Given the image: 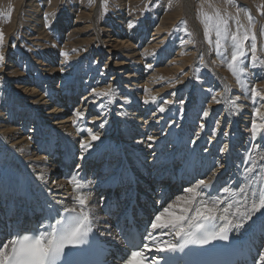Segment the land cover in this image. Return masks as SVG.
Instances as JSON below:
<instances>
[{"label":"bare ground","instance_id":"bare-ground-1","mask_svg":"<svg viewBox=\"0 0 264 264\" xmlns=\"http://www.w3.org/2000/svg\"><path fill=\"white\" fill-rule=\"evenodd\" d=\"M60 1L0 0V33L3 34V43L0 45V51L4 53L11 49V53L9 52V54L4 56L5 60L0 61V169L10 173V175H2L8 179L5 182L1 181L0 192L4 197L8 198L7 202L9 203L13 199V204L15 205L21 201L19 199V190L17 192L15 190L17 180L18 178L22 179V181L28 179L31 182L27 188L30 195L34 197L43 195L42 202L51 204L57 209H80L78 204L75 203L76 197L86 195L88 197L86 207L93 215L92 217L95 221H99L101 219L98 218L95 212L100 204L103 205L105 200L110 198L106 192L96 190L95 185L89 178L97 177L99 179L100 174L102 178L110 174L108 182L119 174L118 178H120L121 187L124 188L123 178H125V172L128 170L126 168L134 166V171L140 173L139 177L143 181L149 179L151 175L148 174L146 176L144 171L147 173L150 167L155 166L158 156L162 155L160 152L150 150L152 145H160L162 139H168L171 133L179 134L181 132L184 135H193L194 139L198 141L205 133L209 135V137H206L209 139L212 135L214 140L222 143V147H224L223 145L227 146L234 134L241 135V138H243L242 143L244 144L234 146L241 148L237 156L242 158L243 155V160L238 163L245 192L240 193V188L232 185H227V188L230 189L227 193L222 190L219 192L212 191L210 186L199 190L200 195L196 197V200L191 204L187 203L186 208H190L187 213L189 220L184 221L180 227L187 229L190 227V222L194 224L196 221L191 220V217L194 215L195 208L200 207L201 201H210L212 198H218L214 215L215 219L220 223V227L225 223L222 217L227 216L229 220L234 221L237 219L239 212L249 209L252 203L257 201L259 194L264 191V159H262L264 158V135L257 133L255 139H253L251 133V123L254 118L257 124L264 126V100L257 98L254 101L251 94V88L255 87L260 92V95L264 96V65L255 75L251 71L246 72L245 76L241 77L240 75V79L244 84V86H241L237 83L236 77L232 73L229 74L230 76L224 73V58L222 56L215 57L213 53L211 54L206 43L203 45L198 43L193 49H188L187 54L184 56H187L193 63V59L199 53L198 55L201 57L205 56L208 62L209 60H214L218 66L214 67L213 64H207L205 68L207 74L203 81L200 82H196L194 79V77L199 75H196V72L192 74L195 69L188 68L187 72L186 69L177 77V81L172 83V85L174 84L173 90L169 95V99L166 100L165 97H168V89L171 86L167 84L168 81L159 82L163 79V76L160 78L159 74H157V68L161 66L159 63L166 57L167 51L163 50V53L159 52L155 55L148 50V44L144 45L139 40L141 37L144 38L146 36L145 31L153 21L146 22L145 26L141 28L138 26V22L141 21L140 17H137L138 15L130 14V11L117 10L114 17H112H117V19L113 20L111 18L112 23L108 25L116 26L113 32L111 31L116 38L112 42L114 44L113 47L116 48L117 46L120 49H125L126 52H124L125 54L118 52L116 61L114 60L115 63L110 65L108 60L100 71V75H96L94 72L98 68L96 69V63L92 65L89 62L92 50H87L89 48L87 45L92 42L91 40H95L96 43H100L101 50L110 41L102 38L101 31L107 37L111 34L109 33L110 30H99L96 25L97 21L95 19L101 10L99 2L96 0V5H94L95 3L92 4L93 7L91 9H87L88 7L84 9L83 4L86 0H78L79 2L76 6L75 0H66L63 5H61ZM99 1L101 2V0ZM116 1L119 2V0ZM221 2L224 3L223 0ZM238 2L242 3L239 0L236 3ZM200 3L205 6L206 13L209 12L208 16L213 18L208 21L207 16L205 21L206 23L213 22L208 28L209 33L214 35L213 44L216 46L217 36L214 24L216 23L217 12L220 13L222 18L231 21L227 24L229 36L234 32L232 19L228 15L230 9H227L228 6H224L222 9V4L216 0H201ZM116 5L119 6L118 3ZM55 7V10H59L56 13L53 12ZM64 7H70L69 14L71 10L75 11V13L73 12L72 23L68 22L69 18H66L68 13L64 12ZM85 13H87L86 20L83 19ZM124 15L128 17L125 18ZM262 17L264 18V13ZM84 21L85 23L79 25ZM130 23L133 25L132 27H129ZM262 23L264 26V21ZM46 24L49 27H46ZM243 25L245 26L246 23L244 24L243 22ZM123 27L125 28L124 31ZM194 28L197 32L196 25H194ZM20 29L23 32V36H15V31ZM118 29H122V32L119 33ZM163 29L164 26L162 24L152 28V42L162 44L165 41V37H163V34L161 35ZM220 29L225 31L223 25L220 26ZM235 29L237 30V28ZM241 29L243 28L241 27ZM89 30L92 38L90 39L89 36L86 39L88 43L84 49H81L80 45H77L74 49H68L69 45L66 41L72 39L74 44L83 42L80 36ZM126 31L129 32L125 33ZM224 31L220 39L222 49L225 48L224 50L226 51H224V55H226L233 48L230 46V37L227 42L224 40ZM238 36H241V34ZM262 39L264 41V34H262ZM157 40L161 41L157 42ZM8 42H11L9 50L6 49ZM71 50L74 51L73 54L68 53ZM62 53L67 55H62ZM33 54L35 55L33 60H31L30 56H33ZM105 54L109 55L110 52L108 51ZM261 54L264 58V49H262ZM56 56H58L60 63L54 68L53 65H57ZM86 56L85 61L84 57ZM28 57L32 61L31 64L28 63ZM168 65L178 66V68L185 66L181 61H171ZM173 68L176 69V67ZM24 69L26 70L24 71ZM41 70L47 74L41 73ZM108 71L112 75L109 80L110 83L101 85L105 83L102 82V79ZM138 77L142 78L146 83L143 81L142 86L138 83L131 90L130 86L134 84H131L132 80L135 81ZM113 82L114 84H112ZM121 83H126V86L123 88V94L121 93L120 95L117 93L116 88L112 86L121 85ZM57 85L60 86V92H58ZM150 85H153L155 89L160 85H163V87L156 91L153 88V91H150L148 88ZM109 87L114 89L115 98H98L93 95L94 89L100 92L107 90ZM202 87V92H200L198 89ZM186 91L188 92L184 95ZM247 94L250 96L247 97ZM161 96H164V98H161ZM213 96L216 97L219 103L213 100ZM125 98H127V103H125ZM181 98L184 101L183 104L180 103ZM145 101L148 102L145 103ZM167 101H171V103H166ZM101 104L104 105L103 108H101ZM70 105H74V107L69 115L60 118L67 112ZM41 107L43 108L42 110H40ZM161 107L164 108L163 112L159 111ZM206 109L209 111L207 118L203 116V112ZM256 109H259V111L256 112L254 117L253 113ZM42 111H44L46 124L51 125L55 129H63L65 133L75 137L84 131L91 144L90 154L84 155V157L89 156L91 159H102L101 154L93 152H98L104 146H109L111 124L131 123L132 131H122L126 138V143L122 148L125 152H119L122 156H125L127 162L124 163L120 159H114L115 154L119 153H106L105 155L108 156L109 162L100 167L99 174L90 170L86 172L75 170L70 172L68 166L70 164V156L73 155L71 150L67 151L59 146L60 156L52 149L48 151L47 148H51L54 138L48 137L44 132L35 139L37 130H42V125H46L43 120L40 122L37 119L41 117ZM78 112L83 114L82 118L76 115ZM241 114L243 116L240 118ZM246 118L248 119L246 120ZM20 119L22 121L18 123ZM217 120L220 121L219 125L216 123ZM90 126L102 131L91 130L99 139H91L88 131ZM154 131L156 133L153 134ZM167 131L169 132L165 135L164 133ZM149 137L152 139L150 140ZM178 148V146L175 147V149ZM14 153L22 159H15ZM201 153L208 161L207 164H210L211 154ZM156 155L157 157H155ZM128 156L129 158H127ZM248 156H251L252 160L256 161L255 169L251 173L244 171L249 166L244 163L245 157ZM149 159L150 161L144 164ZM135 160L136 162L134 163ZM77 164H80V161ZM198 168L204 170V168ZM200 180L208 182L206 178L197 179L196 182L185 186L182 189V195L179 196L180 199H177V197L166 203L167 206L165 208L177 212L175 216L182 215L180 208L193 196V193H188L185 189L196 187ZM157 181L158 177L154 175L153 183ZM157 187L154 186V188ZM85 190H89V192H85ZM59 197L63 200L57 202L56 198L58 199ZM29 203L32 205V202ZM170 205L171 207H169ZM28 207V209L31 208L30 205ZM0 211L4 210L1 209ZM163 212L164 210L160 214ZM259 212L252 213L250 220H255ZM13 213L6 217L10 216L13 219V217L19 218L22 216V214ZM170 215L167 213L163 217L169 221L172 219ZM168 217L171 218L168 219ZM256 222H258L257 226L264 230V210L259 215V218L256 219ZM252 223L249 225L251 226ZM246 228L244 227L242 232ZM164 230V232L160 230L158 235L164 239L162 243L165 244V247H167L169 242L175 244L178 237L176 235L178 229H173L170 226ZM233 233L236 236L244 234L241 235L235 231ZM1 234L3 236V232ZM6 238L8 239V237ZM258 264H264L261 256Z\"/></svg>","mask_w":264,"mask_h":264},{"label":"rangeland","instance_id":"rangeland-1","mask_svg":"<svg viewBox=\"0 0 264 264\" xmlns=\"http://www.w3.org/2000/svg\"><path fill=\"white\" fill-rule=\"evenodd\" d=\"M66 0H61L60 3L61 5H63V3ZM94 3H89V0H86L85 3L83 4L84 9H91L93 6L92 4L96 5V0H94ZM123 1V2H122ZM134 0H119V2H117L116 0H107V9L106 11L102 10L99 11V15L98 17L95 19V21H97L96 25L98 26V29L100 30H105L108 29L110 30L109 33H111V31L113 32L114 27H116L115 25H108L110 23H112L111 18L114 17L115 12L117 10H124L125 11H130V14H134V15H138L137 17H140V20L138 23L139 27H144L146 22H150L153 21L152 24L148 25L145 33L146 36L141 37L139 40L141 42H143L144 45L148 44V50L157 55V53L162 52L163 50L166 53V57L163 59V61H161L159 64L161 65V69L160 67L157 68V74H159L160 78L162 77L163 79L159 82H167V84H169L171 86L169 90V94H167L168 97H165V99H169V95L171 93V91L173 90V86L172 83L177 81V77L181 75V73H183V71L186 72L188 71V68H193V70L195 69V71L192 74L196 75L198 74L199 76L194 77V79L196 80V82H200L203 81L204 77L206 76V71L205 68L207 66V64H213L214 67L218 66V64H216V62L214 60H208L205 58V56L201 57L200 55H196L195 59H193V63L192 61L189 60V58L187 56H184L185 54H187V50L188 49H193V47H196V45L198 43L200 44H205L206 46H208V49H210L211 54L213 53V55L215 57H220L221 55L217 53V49L216 46H214L213 44V40H214V35L212 33L208 32V39H205V26L206 24L208 25V27L210 26L211 23L213 22H207L205 21L206 17L208 16V13H206V9H204V5H202V3H200L201 0H138V1H134ZM217 2L222 4V9L224 8V6H228L227 9H230V12H228V15L230 17V19H232V25L234 27V32L239 36L240 38L243 37V35L245 33H247L249 35V37L251 38V36L253 34H255L256 36V40L255 43L257 44V52H256V57L257 59L255 61H253L252 59V53H251V39L248 42L244 43V52H245V58H243V65H247V67L245 68V71L243 74H240L241 77L245 76L246 72L251 71L254 75L256 73H258V71L261 69V67L264 65V58L262 57L261 51L262 49H264V41L262 39V33L264 32V26H263V21L264 18L262 17L263 13H264V0H239L242 3H236L238 0H231V2H229V0H223L224 3L221 2V0H216ZM78 0H75V6L78 5ZM97 2H99V8H101V2L98 0ZM127 2V3H126ZM89 3V4H88ZM116 3H118L119 6L116 5ZM59 4V2H58ZM72 4V3H71ZM241 4V6H240ZM91 7H89V6ZM110 5V6H109ZM123 5V6H122ZM61 8V6H59ZM239 7V8H238ZM123 8V9H122ZM247 8V9H245ZM56 7L53 9V12H58L59 10H55ZM69 8L64 7L63 10L64 12H69ZM83 9V10H84ZM203 9V10H202ZM75 11L71 10V13L68 15H66V18H69L68 22H73V16ZM87 12V11H85ZM241 14H240V13ZM248 13L249 15L252 17V22L251 25L249 23L248 20ZM231 14V15H230ZM236 14H239L236 16ZM247 16H246V15ZM234 15V16H233ZM125 18H127L128 16L124 15ZM236 17V18H235ZM245 17V18H244ZM84 20L87 19V13H85V16L83 18ZM117 19V17L112 18ZM229 19V20H230ZM231 21H228V23H230ZM246 23V25H243ZM84 22H81L79 25H81ZM102 23V24H101ZM163 25L164 29L161 32V35L163 34V37H165V41L162 44H155V42L151 41L153 39V36H151L152 34V28L158 26V25ZM241 24V25H240ZM19 25V24H18ZM194 25L197 26V32L196 30H194ZM151 26V27H150ZM214 26H216V23L214 24ZM240 26V27H239ZM232 27V28H233ZM243 33L242 34L240 31ZM241 27L243 29H241ZM237 28V30L235 29ZM124 27H123V31H124ZM122 29H118V32L121 33ZM216 30V28H215ZM221 30V29H220ZM69 31V30H68ZM223 30H221V33L223 34ZM129 32V31H128ZM127 31L125 33H128ZM239 34H238V33ZM101 33L103 34L104 32L101 31ZM15 36H23V32H21L20 30L15 31ZM101 34L102 38L105 40H110L109 43L105 44V48H102L100 50V46L98 43H96L95 40H91L92 42H90V44L87 45V40L89 38V36L91 35V31L89 30L88 32H85L83 35L80 36L81 41L83 42H77L76 44L73 43V40L70 39V41H66L67 44L69 45L68 49H74L77 45H80L81 49H84L85 46H89V48H87V50H92L90 53V60L89 62L93 65L94 63H96V69L98 68V70L96 72H94V74L96 75H100V71L104 68L105 63L108 62L109 60V64L113 65L116 61V57L118 56V52H126L125 49H120L116 46V48H114V44L112 42H114L113 40L116 39L115 36H113V34H109V37L105 36L106 34L104 33L103 35ZM72 35V34H71ZM230 37V36H229ZM9 38V37H8ZM92 38V36H90V39ZM188 38V39H186ZM190 38V39H189ZM161 40H157V42H159ZM148 42V43H147ZM153 43V44H152ZM152 44V45H151ZM11 45V42L7 43V47L6 49L9 50V46ZM180 47V48H179ZM179 48V49H178ZM198 48V47H197ZM222 49V47H221ZM225 48L222 49V51H220V53L224 54V50ZM86 50V51H87ZM109 51L110 54H105ZM233 51V50H232ZM232 51H230L228 54L224 55V73H226L228 76H230L229 74H231L232 72L229 71L228 67L226 66L227 63L226 61H230L231 60V55H232ZM9 52L11 53V49L9 51L4 52V56L9 54ZM226 52V51H225ZM69 54H73L74 51L71 50V52L68 51ZM86 53V52H85ZM163 53V52H162ZM125 54V53H124ZM178 54V55H176ZM31 55V54H30ZM35 54H33V56H30L31 60H33ZM160 57V56H159ZM57 59H55V61H57V65H53V67L55 68L56 66H58V63H60V60L58 59V56H56ZM87 58L84 57V60ZM158 58V57H157ZM178 58V59H177ZM5 60V59H4ZM88 60V59H87ZM115 60V61H114ZM165 60V61H164ZM86 61V60H85ZM111 61V62H110ZM171 61H181L182 63H184V67H179L178 66H172V65H168L169 62ZM6 62V61H5ZM32 61H30L29 57H28V63L31 64ZM168 62V63H167ZM167 65H166V64ZM70 64V63H69ZM174 64V63H172ZM196 65V66H195ZM25 67V66H24ZM82 67V66H81ZM168 67V68H167ZM173 67H176L173 68ZM226 67V68H225ZM170 68V70H169ZM178 68V69H177ZM42 69H46V68H42ZM26 69H24L25 71ZM175 70V71H174ZM23 71V72H24ZM40 71V70H39ZM67 71V69H66ZM199 71H201L199 73ZM198 72V73H197ZM41 73L43 74H47L46 72H43L41 70ZM201 73H203L202 75H200ZM165 75V76H164ZM112 75L110 74V72L108 71V73H106V76L103 77L102 83L101 85L104 84H108L110 83L109 80L111 79ZM189 77V76H188ZM230 78V77H229ZM86 79V78H85ZM88 79V78H87ZM48 80V79H47ZM173 80V81H172ZM144 80L142 78H137L135 81L132 80L133 86H130L131 90H133V88L136 87V85L139 83L142 86V83ZM57 82V81H56ZM44 83V82H43ZM58 83V82H57ZM146 83V82H145ZM59 84V83H58ZM114 84V82L112 83ZM122 85V86H121ZM121 85H117V86H112L114 88H116L117 93L121 95V93L123 94L124 92V87L126 86V83H121ZM163 87V85H160L157 89L154 88L153 85H150V87H148L150 89V91H154L161 89ZM58 88V92H60V86L57 85ZM120 89V90H119ZM203 89V87L201 89H198L200 92H202L201 90ZM133 92V91H130ZM188 91L184 92V95L187 94ZM193 93V92H192ZM191 93V95H192ZM250 96L247 94V97ZM164 98V96H161V98ZM182 100V98L180 99ZM232 102H234L233 100H231ZM74 105H70L69 108L67 109V112L64 113L60 118H63L67 115H69V113L72 111ZM43 108L41 107L40 110H42ZM41 117L37 118L40 122L43 120L44 123L46 124V119L44 117V111H42L41 113ZM243 116V114H241V116H239L240 118ZM248 118H246L247 120ZM240 120V119H238ZM22 120L20 119L18 121V123H20ZM44 125V124H43ZM42 125V130H37L36 137H40V135L42 134V132H44L48 137L50 138H54V143L53 145H51V148H47L48 151H50L51 149L54 150L57 154H59L60 156V148H64L67 151H72L73 155L70 156V164H69V170L70 172L75 171H82V172H86V171H91V172H95L98 173L100 170V167H103L104 164H108L109 159L108 156L105 155L106 153H119V152H125L122 148L124 146V144L126 143V138L123 135L122 131L125 132H130L132 131L133 127L131 123H118V124H111L110 127V144L109 146H104L100 151L98 152H93V153H97V154H101L102 159H91L88 157H84V155H88L90 154L89 151L91 149V144L90 147L87 149V151H83L80 147L81 142H85V143H89V140L87 139V135L86 133L84 134L83 132H80L76 137L75 136H70L68 135V133H65L63 131V129L57 128L55 129L54 127H52L51 125ZM240 125V124H239ZM89 130L92 131H97V132H102L96 128H94L93 126L88 128ZM36 131V129H34ZM55 130V131H53ZM88 130V131H89ZM169 131L165 132L164 134L167 135ZM88 133V132H87ZM156 133L155 131L153 132V134ZM209 137V135H207L206 133L204 134V136H202V138L200 139V141L195 140L193 135H184L181 134V132L178 133H171L170 136L168 137V139H162V143L160 145L154 146L152 145V147L150 148V150H154L155 152H160L162 153V155L158 156V160L155 163V166H152V168L150 167V170L146 173L144 171V173L146 174V176L149 174L151 175L149 179L146 180H142L139 177V172L138 171H134V166L130 167L133 171V173L137 176V180L139 181L136 189L138 190V192L142 193V195H144L146 197V199L148 200V202H152L153 206H156L155 203L158 202L157 197L161 196V194H165V192L167 190H170V200H168L166 203H169L170 201H172L173 199L179 197L182 195L183 193V188L193 182H196L197 179H203L206 178L208 179V181H211V183L209 184V186L212 188V191H216L219 192L220 190H222L223 188L227 187V185H232L235 186L237 188H241L243 187V182L242 179L240 177L241 172L239 171V163L240 161L243 160V155L242 158L237 156L239 155V152L241 150V148L235 147L234 145H242L244 143H242V139L241 135H237L234 134V136L230 139V142L227 143V146L225 147V145H223L224 147L221 146V142L218 140H214L212 135L211 138H206ZM47 138V137H46ZM165 138V137H164ZM48 139V138H47ZM175 142V143H174ZM178 146V149H175V147ZM7 150H10L8 148H6ZM221 149H224V151H221ZM43 152V151H42ZM40 152V153H42ZM201 152H206L208 154H211L212 159L210 161V164H207V160L206 158L203 156V154ZM50 154V153H49ZM129 154H131L129 152ZM172 155V157H171ZM15 159H22L20 158L16 153H14ZM157 157V155L155 156ZM154 157V158H155ZM105 158V160H104ZM129 158V156L127 157ZM115 160H119L121 162L126 163L127 159L125 158V156H122V154H115L114 156ZM78 161H80V164H77ZM149 160H147L146 162H144V164H147V162H149ZM201 161V162H199ZM136 162V160L134 161V163ZM198 167L204 168V170H200ZM75 168V169H74ZM128 169V168H126ZM0 187H1V181L5 182L8 178L3 177L2 175H10L9 172H4L1 171L0 169ZM99 174V173H98ZM109 175L104 176V178L100 177L99 179L97 177H92L89 178L90 181L95 185L96 190H101L100 192H106L108 194V197L110 199L116 198V196L119 195L120 190L118 189L116 191H114L113 187L116 185L117 181L120 180L119 174L114 177L113 180L108 181ZM154 175H156L158 177V181L154 182ZM118 178V179H117ZM180 181L181 185H179L177 182L175 184H172L173 181ZM32 181V180H31ZM30 180H24L22 181V179L18 178L17 180V184L15 187L16 192L19 190V199L21 201H19L17 204H13V199H11L9 201V203L7 202L8 198L4 197L3 194L0 192V210L3 209L4 211H0V224L1 223V218L7 215L12 214H22V210L23 208H29L28 205L31 206V203H27V199H32V200H36L38 202H41L42 204L45 203L44 201L42 202V198L43 195L39 198V197H34L30 195V192L27 191V188L30 184ZM123 184H124V180H123ZM241 184V185H240ZM118 185H122V184H118ZM154 186H158L157 188H154ZM162 186V187H161ZM179 186H181V189L178 188ZM163 188L162 192L158 193V188ZM122 188V187H121ZM102 189H108V191H102ZM151 191V192H149ZM215 193V192H212ZM104 194V193H103ZM167 194V193H166ZM28 197V198H27ZM46 200L48 201V199L46 198ZM61 199L60 197L57 199L56 201L59 202ZM31 202V201H30ZM49 202V201H48ZM13 204V205H12ZM101 205V204H100ZM97 208L96 212L98 218H100L101 220H103L104 218L101 215V207L102 205ZM167 205H164L161 207V210L159 212H157V214H160L166 207ZM187 203H184L182 205V207L180 208V211L184 208H186ZM263 210H261L259 212V215L261 214ZM169 214H171L170 216H175L177 212H173L170 211L168 212ZM156 214V216H157ZM167 213L163 212V216H165ZM259 215L257 216V218H259ZM154 218V217H153ZM152 218V219H153ZM171 217H168V219H170ZM256 218V219H257ZM162 219L164 221L165 217H162ZM256 219L251 221V220H246L244 221L245 223V227H247L246 229H250V227H254L256 225H258V222H256ZM234 223V225L239 222L238 218L234 221H232ZM253 222V223H252ZM252 225L250 226L249 224ZM250 226V227H249ZM249 227V228H248ZM235 227H233V229L231 230L232 232L235 231L239 234H243L244 232H242L243 228L240 229H236ZM3 236L5 235V231L3 230ZM264 243V241H263ZM261 245L262 250L261 253L263 252L264 249V245ZM261 256V255H260Z\"/></svg>","mask_w":264,"mask_h":264},{"label":"snow or ice","instance_id":"snow-or-ice-1","mask_svg":"<svg viewBox=\"0 0 264 264\" xmlns=\"http://www.w3.org/2000/svg\"><path fill=\"white\" fill-rule=\"evenodd\" d=\"M231 2V0H229ZM89 3H94V0H89ZM107 9V0H101V10L106 11ZM47 19V18H46ZM213 18L211 16L207 17L208 21H211ZM249 23L251 25L252 17L248 16ZM227 19H224L220 16V13H216V49L217 53L224 58V54L220 53V49L222 47L221 44V30L220 26L223 25L225 27L224 31V40L227 42L229 39V34L227 32ZM46 27H49L47 24ZM133 25L130 23L129 27ZM205 39H208L209 28L206 24L205 26ZM264 34V33H262ZM251 39V53L252 59L255 61L257 59V44L255 43L256 36L253 34L251 38L247 33H245L242 39L236 34L232 33L230 35L231 47L233 48L231 60L226 61L229 71L232 72L233 76L236 77V81L241 86H244L243 81L240 79V74H243L247 65H243V58H245V52L243 50L244 43L248 42ZM3 43V34L0 33V45ZM62 55H67L66 53H62ZM4 59V53L0 51V61ZM252 98L255 101L257 98L264 100V96L260 95V92L255 88H251ZM93 95L100 97H112L115 98V91L111 87L107 90H103L97 92L95 89L93 90ZM155 99V98H153ZM213 100L219 103L215 96H213ZM111 102V101H109ZM127 98H125V103H127ZM148 101H145L147 103ZM166 103H171V101H167ZM181 104L184 101H180ZM104 105L101 104V108ZM159 111L163 112L164 108L161 107ZM259 109H256L253 113L255 117L256 112ZM76 115L82 118V113H76ZM203 116L207 118L209 116V111L206 109L203 112ZM216 123L219 125L220 121L217 120ZM103 127V125H101ZM203 127V125H202ZM251 133L253 139H255L257 133L264 135V126L257 124L256 119L254 118L251 123ZM89 134L91 135L92 140H97L99 137L92 133L89 130ZM227 135V133H225ZM151 140L152 138L149 137ZM151 146V145H149ZM83 151H87L90 147V143L81 142L80 145ZM224 151V149H221ZM251 151V149H249ZM264 159V158H262ZM244 163L249 165L244 169L246 173H251L255 169L256 161L252 160L251 156L245 157ZM72 182V181H70ZM211 181L200 180L196 187H189L185 189L188 193H193V196L186 203L191 204L196 200V197L200 195L199 190H203L209 187ZM223 192L227 193L230 191L229 188L225 187L222 189ZM240 193L245 192V188L241 187L239 189ZM177 199H180L179 197ZM218 198H212L210 201H201L200 207L195 208L194 215L191 217L193 221H199V223L192 224L190 222V227L195 228V231L185 232L180 225L189 220L187 213L190 211V208L182 209V215L173 216L171 220L165 222L162 217L163 213L159 214L155 217V219L151 223V228L153 230H161L163 232L164 229L169 228L170 226L173 229H178L176 231V235L181 237L182 242L177 244L168 243L166 248L157 247V251L161 252H176L177 250L183 251L188 245H207L212 240H227L228 239V231L232 229L233 222L229 220L227 216L222 217L225 223L219 228L216 229H207L204 226L203 222L212 221L216 217L214 215V211L216 208V202ZM76 201L79 204L81 211L79 214L72 217L71 222L66 223L62 220H56L54 224H50L49 228L51 231L41 234V235H17L13 236L7 243H3L0 246V264H72L70 257L72 256V250L77 246L83 244L85 242V237L91 231L89 226V214L84 209L88 203V197L86 195H81L76 197ZM171 207V205L169 206ZM264 210V191H262L257 197V201L253 202L249 209H246L244 212L238 213V221L234 227L236 229H240L245 227L244 221L250 220L252 218V213L259 212ZM75 212V209H65V212ZM169 208L164 209V213H168ZM237 215V214H234ZM152 237V233L149 232L148 238ZM147 248L148 245H145ZM261 259L264 260V252L261 254ZM142 252H133L131 254V258L125 262V264H143ZM165 264H168V260L165 259Z\"/></svg>","mask_w":264,"mask_h":264}]
</instances>
